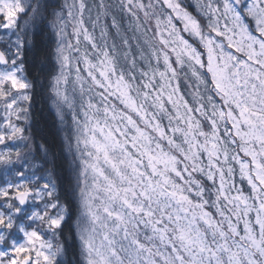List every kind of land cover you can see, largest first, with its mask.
Segmentation results:
<instances>
[{"label": "snow or ice", "instance_id": "snow-or-ice-1", "mask_svg": "<svg viewBox=\"0 0 264 264\" xmlns=\"http://www.w3.org/2000/svg\"><path fill=\"white\" fill-rule=\"evenodd\" d=\"M0 264H264V0H0Z\"/></svg>", "mask_w": 264, "mask_h": 264}, {"label": "trees", "instance_id": "trees-1", "mask_svg": "<svg viewBox=\"0 0 264 264\" xmlns=\"http://www.w3.org/2000/svg\"><path fill=\"white\" fill-rule=\"evenodd\" d=\"M34 128L40 130L41 134L49 139H53L56 135V130L52 124V116L47 108L40 103H37L34 109Z\"/></svg>", "mask_w": 264, "mask_h": 264}]
</instances>
